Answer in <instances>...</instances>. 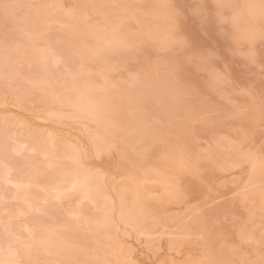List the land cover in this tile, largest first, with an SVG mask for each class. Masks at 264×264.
<instances>
[{
	"label": "rangeland",
	"instance_id": "1",
	"mask_svg": "<svg viewBox=\"0 0 264 264\" xmlns=\"http://www.w3.org/2000/svg\"><path fill=\"white\" fill-rule=\"evenodd\" d=\"M261 66L264 0H0V264H264Z\"/></svg>",
	"mask_w": 264,
	"mask_h": 264
},
{
	"label": "snow or ice",
	"instance_id": "2",
	"mask_svg": "<svg viewBox=\"0 0 264 264\" xmlns=\"http://www.w3.org/2000/svg\"><path fill=\"white\" fill-rule=\"evenodd\" d=\"M261 71L264 72V66H261ZM246 91L247 90L242 89L241 90V94H245ZM239 131L241 132L242 135L244 134V130L243 129H240ZM240 166L241 165H235L234 167H240ZM200 183L204 184L206 187H208L209 191H212L211 186L208 184V182L204 178H202V177L200 178ZM220 186L224 187V184L221 183ZM73 187H75V186H73ZM167 192H168V194L170 196H174L177 199L181 198V196L183 195L182 192L174 184L169 185V188L167 189ZM248 192H249V189H248L246 184L245 185H241V186H236V187H234V189L232 190V192L230 194V199L233 200V201H244V200L247 199ZM158 196H159V194L155 193V192L150 194V198H152V199H156V198H158ZM221 202L222 201H220V200H216L214 202V204L215 203H221ZM214 204L210 205V206H214ZM104 222H105V225H108V224H110L112 222L111 214L107 210H106V213H105ZM157 251H159L158 248H157Z\"/></svg>",
	"mask_w": 264,
	"mask_h": 264
},
{
	"label": "bare ground",
	"instance_id": "3",
	"mask_svg": "<svg viewBox=\"0 0 264 264\" xmlns=\"http://www.w3.org/2000/svg\"><path fill=\"white\" fill-rule=\"evenodd\" d=\"M113 41H116V40L113 38ZM84 102H85V101H84ZM79 105H80V107H77V108L79 109V111H80V110L83 111V109H82V108H83L82 105H81V104H79ZM79 105L77 104V106H79ZM78 114H79V112H78ZM79 116H81V112H80ZM64 151H65V150H64ZM67 152H68V153H67L68 156H70V159H71V157H72V158L75 159V160H80L81 157H80V155H79L78 153H76V154H69L70 151H67ZM67 154H66V155H67ZM66 155H65V157H66ZM66 158H67V157H66ZM71 160H72V159H71ZM75 160H74V161H75ZM67 166H68V165H67ZM4 167H6V166H4ZM68 167H69V166H68ZM6 168H7V167H6ZM9 168H10V166H9ZM70 168H71V167H70ZM72 169L75 170L74 167H73ZM76 169H77V168H76ZM0 170H1V168H0ZM11 170H12V168H11ZM67 171H69V170H67V168H66V173H67ZM0 172H2V171H0ZM8 172H9V170H6V169H5V171H3V173H8ZM64 172H65V171H64ZM76 172H77V170H76ZM9 173H10V174H8V176L10 177L11 172H9ZM73 173H74V171H73ZM3 175H4V174H3ZM2 178H3V176H2ZM11 179L13 180L12 177L10 178V180H11ZM78 179H80V178H78ZM2 181H4V180H2ZM5 181H7V179H5ZM8 181H9V180H8ZM75 181H76V179H75ZM77 181L80 182L79 180H77ZM0 182H1V180H0ZM13 182H14V181H13ZM44 182H45V181H44ZM44 182H43V184H44ZM46 182H48V181H46ZM46 182H45V184H46ZM3 183H4V182H3ZM24 183H25V182H24ZM0 184H1V183H0ZM4 185H5V184H4ZM6 185H8V184H6ZM22 185H23V184H22ZM24 185H25V184H24ZM15 186H16V188H17V185H15ZM18 186H19V185H18ZM71 186H72V185H71ZM81 186H82V185H81ZM5 187H6V186H5ZM5 187H4V188H5ZM20 187H21V185H20ZM72 188H73V187H72ZM77 188H79L78 185H77ZM86 188H87V187H86ZM9 189H10V188H9ZM9 189L7 190V187H6V190L10 192ZM18 189H19V188H18ZM2 190H3V188H2ZM4 190H5V189H4ZM63 190H64V189H63ZM69 190H70V189H69ZM75 190H76V189H75ZM0 191H1V188H0ZM7 191H3V192H5L4 194L1 192L2 197H6V198H9V197H10V196H8L9 193L7 194ZM70 191H71V190H70ZM77 191H78V190H77ZM82 191H83V190H82ZM14 192H16V191H14ZM60 192H61V191H60ZM72 192H73V191H72ZM79 192H80V191H79ZM16 193H17V192H16ZM73 193L75 194L76 191L73 192ZM34 194H35V192H34ZM3 195H4V196H3ZM6 195H7V196H6ZM13 195H14V194H13ZM71 196H73V195L71 194ZM12 197H13V196H12ZM6 198H5V199H6ZM1 201H3V199H1ZM1 201H0V202H1ZM5 205H6V203H5ZM3 206H4V205H2V207H3ZM4 207H5V206H4ZM7 207L11 208V205H9V206L6 205V208H7ZM119 209H120V208H119ZM2 211H3V210H2ZM2 211H1V212H2ZM3 212H4V211H3ZM122 213L124 214V210H123ZM2 214H3V213H2ZM0 215H1V214H0ZM1 216H2V215H1ZM1 216H0V219H1ZM3 216H4V215H3ZM104 217H105V215H104ZM4 218H5V216H4ZM8 218H10V216H9ZM100 218H101V217H100ZM1 220H2V219H1ZM102 223H105V222H104V219H103V222H102ZM102 223H100V224H102ZM102 225H103V224H102ZM3 228H4V227H3ZM5 229H6V227H5ZM3 230H4V229H3ZM9 230H10V229H9ZM0 231H1V230H0ZM10 232H11V231H10ZM5 233H6V232H5ZM8 234H9V232H8ZM8 234H7V235L4 234V237H3V233H2V238H3L5 241H6V239H5V235H6V237H7V240H8V237H10V235H8ZM36 235H37V234H36V231H35V232L33 233V236L36 237ZM57 235L59 236V232H57ZM61 235H62V233L60 234V237H61ZM49 236H50V235H49ZM67 236H68V234H66V236H63V237H61V238H64V237H67ZM0 237H1V235H0ZM37 238H38V236H37ZM68 238H69V237H68ZM4 240H3L2 242H4ZM53 240H54V239H52L51 241H53ZM9 241L11 242V239H10ZM39 241H40V240H39ZM39 241H38V242H39ZM0 242H1V241H0ZM6 243H7V242H6ZM50 243H51V242H50ZM50 243H49V244H50ZM53 243H54L55 245H57V243H55V242H53ZM53 243H51V245H53ZM2 244H3V248L0 247V253H1V249H3V251H2V255H1V256H2L3 258H4V257L6 258V255L3 254V252L5 251L4 248H5L6 246H8V245H11V244H9V242L7 243V245H6L5 243H2ZM0 245H1V244H0ZM4 245H6V246H4ZM33 246H34V247L36 246V240H35V245H33ZM7 248H8V247H7ZM7 248H6V249H7ZM8 249H9V248H8ZM10 250H11V246H10ZM6 251H7V250H6ZM16 251H17V250H15L14 253H15ZM11 252H12V251H11ZM10 254H11V253H10ZM3 255H4V256H3ZM11 255H12V254H11ZM15 255H16V253H15L13 256L15 257ZM7 256L9 257V253H8V252H7ZM16 257H17V256H16ZM1 259H2V258H1ZM4 260H5V259H4ZM2 261H3V260H2Z\"/></svg>",
	"mask_w": 264,
	"mask_h": 264
},
{
	"label": "clouds",
	"instance_id": "4",
	"mask_svg": "<svg viewBox=\"0 0 264 264\" xmlns=\"http://www.w3.org/2000/svg\"><path fill=\"white\" fill-rule=\"evenodd\" d=\"M261 166H262V168H264V162H262Z\"/></svg>",
	"mask_w": 264,
	"mask_h": 264
}]
</instances>
